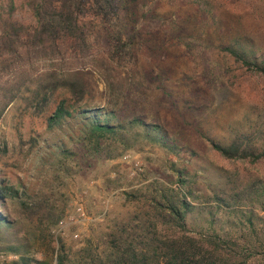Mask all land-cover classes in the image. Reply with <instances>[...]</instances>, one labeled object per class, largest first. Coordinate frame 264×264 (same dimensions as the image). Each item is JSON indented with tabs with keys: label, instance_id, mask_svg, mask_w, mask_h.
I'll use <instances>...</instances> for the list:
<instances>
[{
	"label": "trees",
	"instance_id": "obj_1",
	"mask_svg": "<svg viewBox=\"0 0 264 264\" xmlns=\"http://www.w3.org/2000/svg\"><path fill=\"white\" fill-rule=\"evenodd\" d=\"M146 1L29 0L33 24L14 18L13 3L0 11V61L32 54L57 59L90 56L111 95L122 99L121 103L109 102L108 107L82 106L86 82L79 72L40 87V105L47 106L58 89L67 90L73 99L72 103L62 100L48 119L51 136L42 139V145L33 140V149L38 147L40 152L42 172L54 182L73 169L91 168L143 145L159 147L180 158L178 140L166 126L155 118L148 120L146 109L129 108L128 95L116 96L117 91L130 88L146 93L157 82L153 69L140 66L137 52V46L149 41L146 23L158 16V5ZM226 52L227 59L244 71L241 75L264 76L261 45L245 40L226 48ZM125 61L136 79L119 71ZM4 91L0 88V119L14 100ZM163 94L175 103L170 92ZM248 117L252 119L250 131L237 129L228 139L209 141L212 149L228 161L261 166L264 108L259 113V101ZM8 152V145L0 142V162ZM170 166L176 172L171 181L175 187L165 185L156 190L160 194L151 200V212L117 224L99 241L90 239L75 252L54 233L65 214L54 190L47 194L45 184L43 188L40 184L37 188L25 183L11 185L0 170V240L5 231L15 227L16 222L6 213L10 200L24 217L38 223L43 235L49 232L47 251L50 248L56 255L57 264H263L264 176L227 171L211 175L201 168L191 174L173 162ZM1 252L16 256L13 264H52L49 252L37 259L36 251L26 246H9Z\"/></svg>",
	"mask_w": 264,
	"mask_h": 264
},
{
	"label": "rangeland",
	"instance_id": "obj_2",
	"mask_svg": "<svg viewBox=\"0 0 264 264\" xmlns=\"http://www.w3.org/2000/svg\"><path fill=\"white\" fill-rule=\"evenodd\" d=\"M28 2L0 0V11L13 3L14 18L33 24ZM146 2L158 5V16L146 23L149 41L140 48L137 46V52L140 66L153 69L157 82L146 93L130 88L117 91L116 96L128 95L129 108L146 109L148 120L155 118L166 126L178 140L180 158L159 147L143 145L121 152L114 160L99 161L91 168L73 169L70 175L54 182L42 172L40 152L38 147L33 149V140L41 144L42 139L51 136L48 119L62 100L72 103L73 99L67 90L58 89L47 106L40 105L43 96L40 87L79 72L86 82L82 106L108 107L109 102L121 103L122 99L111 95L90 56L57 59L32 54L5 57V64L0 61V88L14 97L0 119V142L9 148L0 162L1 175L11 185L25 183L37 188L40 184L43 188L45 184L43 190L47 194L54 190L59 208L65 211L64 228L57 227L55 234L73 252L84 248L90 239L99 241L102 234L117 224L151 212V200L160 194L156 190L165 185L175 187L171 182L176 178L172 162L191 174L201 168L211 175L227 171L264 176V165L248 167L228 161L212 149L209 141L228 139L237 129L250 131L249 110L258 101L259 113L264 108V76L241 75L244 71L227 59L226 52V48L245 40L264 49V0ZM128 70L125 61L119 71L127 74ZM128 75L136 79L134 74ZM165 91L172 94L175 103L167 99ZM126 155L130 158H125ZM77 204L83 205L85 220L76 213ZM6 209L16 223L1 236L0 264L18 260L1 252L9 246L31 248L37 259H43L49 252L48 259L57 264L56 255L50 248L47 251L49 232L43 235L38 223L24 217L16 203L9 200ZM71 216L81 222H70Z\"/></svg>",
	"mask_w": 264,
	"mask_h": 264
},
{
	"label": "built area",
	"instance_id": "obj_3",
	"mask_svg": "<svg viewBox=\"0 0 264 264\" xmlns=\"http://www.w3.org/2000/svg\"><path fill=\"white\" fill-rule=\"evenodd\" d=\"M125 158H130V155H126L125 156ZM76 213L82 218V217H84L85 216V213H84V209H83V205L82 204H77V206H76ZM70 222H74V223H79V222H81V220H79V221H77L76 219H75V216H71L70 218ZM83 219V218H82ZM83 220H85V218L83 219ZM64 222H62L61 223V229L60 230H62L63 228H64V224H63ZM59 230V231H60ZM55 233V232H54ZM56 235V234H55ZM79 237V235L78 234H76L75 235V238L77 239Z\"/></svg>",
	"mask_w": 264,
	"mask_h": 264
}]
</instances>
